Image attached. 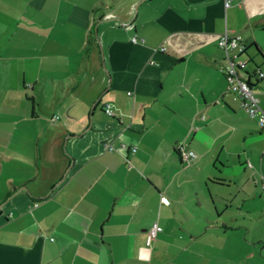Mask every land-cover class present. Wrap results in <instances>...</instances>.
Here are the masks:
<instances>
[{
  "label": "crops",
  "instance_id": "0c3cea01",
  "mask_svg": "<svg viewBox=\"0 0 264 264\" xmlns=\"http://www.w3.org/2000/svg\"><path fill=\"white\" fill-rule=\"evenodd\" d=\"M225 31L264 52V0H0V264H264L226 246L264 212V128Z\"/></svg>",
  "mask_w": 264,
  "mask_h": 264
},
{
  "label": "built area",
  "instance_id": "2783aa9c",
  "mask_svg": "<svg viewBox=\"0 0 264 264\" xmlns=\"http://www.w3.org/2000/svg\"><path fill=\"white\" fill-rule=\"evenodd\" d=\"M232 1L224 0L225 7L232 5ZM132 40L136 41V37H132ZM218 43L225 53L226 64L222 67V71L227 80L226 90L234 93L240 99L241 105L249 115L255 118L259 125L264 128V105L262 104L261 96L254 89L256 75L264 77V72L261 70H256L255 72L248 69L249 59L244 57L246 43L241 35H230L225 31L221 34ZM105 111L110 115H114L111 103H106ZM56 117L58 118L59 116L57 115ZM107 148L115 149L113 144H108ZM132 149L135 150V147H132ZM177 149L185 160H192L196 156V153L187 148L184 143H180ZM262 186L264 187V181ZM164 200L169 202L166 198ZM162 229L163 227L158 222H155L149 230L150 238H155Z\"/></svg>",
  "mask_w": 264,
  "mask_h": 264
},
{
  "label": "rangeland",
  "instance_id": "374dc122",
  "mask_svg": "<svg viewBox=\"0 0 264 264\" xmlns=\"http://www.w3.org/2000/svg\"><path fill=\"white\" fill-rule=\"evenodd\" d=\"M262 34L264 35V32ZM252 48L253 46H250V51L255 60L249 59L250 60L249 67H253L257 63L264 70V58H262L261 55H259L257 51L255 52V50ZM245 57L249 58L247 55H245ZM254 89L255 92H257L261 96L262 104L264 105V94H262V92H264V81L262 82V84L257 85L256 88ZM248 203H249L248 210H246L247 207H245L244 209V219L238 220L234 223L238 226V229L236 228L237 230L231 235H229L226 240L227 241L226 246L229 255L232 253L231 251L232 249H235L239 246H241L244 252H247L248 250H250L248 248L254 245L247 244L246 242H248L249 240L250 242L258 241L257 239L259 237L264 238V212L261 210L262 202L249 200ZM247 258L248 257H245V259H243L244 260L243 264H246ZM249 260H250L249 264H254L253 257H249ZM217 261H218L217 256L213 255L211 262L215 263ZM228 263L239 264V262L235 260V257L232 259V261H228Z\"/></svg>",
  "mask_w": 264,
  "mask_h": 264
},
{
  "label": "trees",
  "instance_id": "16d2710c",
  "mask_svg": "<svg viewBox=\"0 0 264 264\" xmlns=\"http://www.w3.org/2000/svg\"><path fill=\"white\" fill-rule=\"evenodd\" d=\"M256 46V51H257V53L259 54V55H261V57L262 58H264V52H263V50L261 49V47L260 46H258L257 44H255ZM247 53V46H246V52H245V54ZM250 59L251 60H254L253 58H251L250 57ZM256 62V61H255ZM255 69L254 70H252V71H255L256 72V70H261V71H263L262 69H261V67L259 66V64H257L256 63V65H255ZM254 72V73H255ZM264 72V71H263ZM256 75V74H255ZM264 77H258V75H256V84H255V86L258 84V82L260 81V80H262Z\"/></svg>",
  "mask_w": 264,
  "mask_h": 264
}]
</instances>
